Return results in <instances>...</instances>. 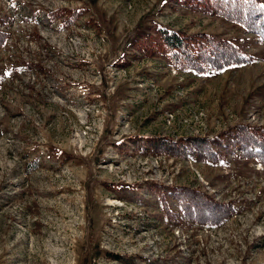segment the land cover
<instances>
[{
    "label": "rangeland",
    "instance_id": "1",
    "mask_svg": "<svg viewBox=\"0 0 264 264\" xmlns=\"http://www.w3.org/2000/svg\"><path fill=\"white\" fill-rule=\"evenodd\" d=\"M208 4L0 0V264H264V162L202 146L264 130V41ZM163 31L249 61L181 69Z\"/></svg>",
    "mask_w": 264,
    "mask_h": 264
},
{
    "label": "trees",
    "instance_id": "2",
    "mask_svg": "<svg viewBox=\"0 0 264 264\" xmlns=\"http://www.w3.org/2000/svg\"><path fill=\"white\" fill-rule=\"evenodd\" d=\"M208 8L218 12L225 17L238 21L250 31L257 33L264 41V9L251 0H209ZM163 41L171 53V60L175 66L181 69H192L204 72L208 67L220 70L233 64H244L249 61L239 50L233 48L229 43H216L209 40L210 47H205L201 42H193L187 37L167 31L161 32ZM5 36L0 33V46L4 43ZM225 140H202L204 150L206 149L208 159L217 156L213 149L215 146L223 148L222 151H230L233 147L239 148L247 157L258 158L264 162V130L248 129L238 127L224 136ZM214 142H217L214 145ZM190 148V147H189ZM212 157V158H211ZM217 158V157H216ZM182 195L195 199L198 202L191 203L209 208L212 212L225 214L232 211L229 205H221L213 202L203 194L194 197L191 193L183 192ZM194 197V198H193ZM201 198V200H200ZM207 205L203 206L202 204Z\"/></svg>",
    "mask_w": 264,
    "mask_h": 264
},
{
    "label": "bare ground",
    "instance_id": "3",
    "mask_svg": "<svg viewBox=\"0 0 264 264\" xmlns=\"http://www.w3.org/2000/svg\"><path fill=\"white\" fill-rule=\"evenodd\" d=\"M114 203H116V202L112 201V202H110L109 204H110V205H113ZM117 205H118V203H117ZM113 206H114V205H113Z\"/></svg>",
    "mask_w": 264,
    "mask_h": 264
}]
</instances>
